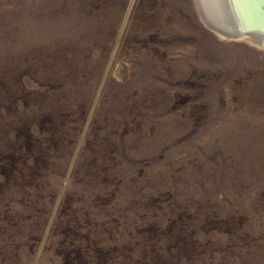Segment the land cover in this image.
<instances>
[{
    "label": "rangeland",
    "instance_id": "374dc122",
    "mask_svg": "<svg viewBox=\"0 0 264 264\" xmlns=\"http://www.w3.org/2000/svg\"><path fill=\"white\" fill-rule=\"evenodd\" d=\"M200 15L0 0V264H264V46Z\"/></svg>",
    "mask_w": 264,
    "mask_h": 264
},
{
    "label": "bare ground",
    "instance_id": "6f19581e",
    "mask_svg": "<svg viewBox=\"0 0 264 264\" xmlns=\"http://www.w3.org/2000/svg\"><path fill=\"white\" fill-rule=\"evenodd\" d=\"M257 0H196L203 21L218 29L220 35L233 38L234 34L260 29L258 36L242 34L264 46V17L257 8ZM218 33V34H219ZM236 36L234 39H238Z\"/></svg>",
    "mask_w": 264,
    "mask_h": 264
},
{
    "label": "water",
    "instance_id": "95a60500",
    "mask_svg": "<svg viewBox=\"0 0 264 264\" xmlns=\"http://www.w3.org/2000/svg\"><path fill=\"white\" fill-rule=\"evenodd\" d=\"M261 2L259 3V5H258V3H257V8H258V10H262V12H263V17H264V0H260ZM201 16V15H200ZM201 18H202V16H201ZM202 20H204V19H202ZM206 25L207 24H209V23H207V22H205V21H203ZM209 28H211L213 31H215V32H217V33H219L218 32V29H216V28H214V27H210V26H208ZM220 34V33H219ZM242 34L244 35V34H247V35H252V37H253V35H255V36H258L259 34H261L262 35V33L260 32V29H252V30H249L248 32H243V33H240V34H234V36H233V38H236V36L237 37H242Z\"/></svg>",
    "mask_w": 264,
    "mask_h": 264
}]
</instances>
